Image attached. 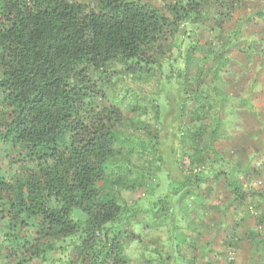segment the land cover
<instances>
[{
  "label": "trees",
  "instance_id": "obj_1",
  "mask_svg": "<svg viewBox=\"0 0 264 264\" xmlns=\"http://www.w3.org/2000/svg\"><path fill=\"white\" fill-rule=\"evenodd\" d=\"M91 1L0 0V145L17 151L26 165L9 176L0 172V222L11 229L5 236L13 246L10 259L0 264H130L125 250L137 239L130 226L140 223L141 209L120 202L116 190L142 183L115 158L126 145L131 152L134 143L121 134L118 103H96L105 97L111 71L152 75L159 41L186 18L195 22L210 0H175L165 12L141 0ZM203 50L195 42L185 47L184 66L173 76L177 102L165 105V116L159 105L154 110L156 130L147 143L168 146L174 169L181 140L198 143L215 133L196 124L197 115L212 105L205 79H218L227 59L220 52L215 66L205 68V56H198ZM116 63L120 68L112 70ZM192 67L188 85L195 89L188 91L184 78ZM212 90L224 101V94ZM191 98L198 104L189 110ZM187 113L193 116L188 122ZM183 177L182 186L201 184L200 178ZM233 191L245 196L238 182ZM157 205L143 210L151 212L148 218L157 216Z\"/></svg>",
  "mask_w": 264,
  "mask_h": 264
},
{
  "label": "rangeland",
  "instance_id": "obj_2",
  "mask_svg": "<svg viewBox=\"0 0 264 264\" xmlns=\"http://www.w3.org/2000/svg\"><path fill=\"white\" fill-rule=\"evenodd\" d=\"M69 1L92 4L91 0ZM141 1L161 12L175 2ZM190 42L205 48L198 55L205 56V68L215 66L214 57L220 52L227 60L218 79H205L203 89L211 92L212 105L207 114L197 115L196 124L215 128L214 137L198 143L181 140L175 153L178 169H174L169 164L173 156L167 158L168 146L161 142L156 149L147 141L156 130L155 107L160 106L162 115L166 104L177 102L173 76L183 68L181 57ZM153 55L156 63L150 76L111 71L105 97L96 103L98 107L118 103L124 116L121 134L134 143L131 152L127 153L126 145L115 158L130 168L129 177L142 183L132 191L116 190L120 202L141 209L136 216L140 223L130 226L137 239L125 250L130 264H264V220L260 221L264 215V0H210L195 22L186 18L175 33L164 35ZM120 66L111 64L112 70ZM195 72L192 67L185 75L183 86L188 91L195 89L194 83L188 85ZM213 86L224 94V101L217 99ZM187 102L189 110L198 104L193 98ZM1 113L0 107V117ZM190 118L187 113L183 119ZM25 166L17 151L0 145L1 173L9 176ZM183 176L200 178V186L192 189L189 182L182 186ZM235 182L243 198L236 197ZM179 184L182 188L173 191ZM106 189H110L107 183ZM154 202H158L157 216L151 219V212L143 210ZM9 230L0 222L2 263L10 259L13 247L5 236Z\"/></svg>",
  "mask_w": 264,
  "mask_h": 264
}]
</instances>
